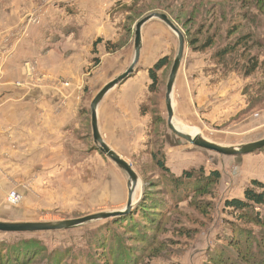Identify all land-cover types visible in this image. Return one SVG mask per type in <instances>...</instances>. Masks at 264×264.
I'll use <instances>...</instances> for the list:
<instances>
[{"label": "rangeland", "instance_id": "rangeland-1", "mask_svg": "<svg viewBox=\"0 0 264 264\" xmlns=\"http://www.w3.org/2000/svg\"><path fill=\"white\" fill-rule=\"evenodd\" d=\"M209 1L0 0V223L54 224L127 208L128 174L95 143L91 106L106 85L131 67L137 24L154 13L170 15L185 38L173 92L176 128L230 148L264 139V92L258 93L264 86L263 71L244 75L242 49L223 71L212 60V50L197 52L187 42L188 35L205 37L200 28L213 29L217 12L226 16L220 45L228 42V28L241 23L232 0ZM251 1L264 11V0ZM136 2L137 8L128 12ZM248 8L259 12L255 4ZM231 16L235 22H228ZM245 30L244 21L240 33ZM249 48L247 57L257 51ZM178 51L176 33L161 20L149 21L142 29L134 73L98 107L104 141L138 176L130 214L145 199L159 202L164 214L151 213L150 220H158L160 229H149L151 221L143 225L140 220H120L126 226L117 228L118 218H111L71 230L0 233V254L8 259L12 252L28 251L27 264H105L104 258L111 264H210L216 249L230 250L224 238L232 235V226L240 227L243 240L251 237L255 247L257 235H264L262 227L240 222L225 204L242 199L252 181L264 182V148L223 156L187 143L169 128L166 93ZM165 57L169 65L160 71L159 93L152 96L149 69ZM184 79L192 84L185 99L177 86ZM75 91L80 93L79 106L69 98L77 96ZM155 118L163 121L156 132ZM41 119L43 129L51 131L48 139L41 136L34 142L19 133L21 125L33 126L32 135L43 132L35 128ZM158 150L176 177L202 170L207 176L220 173L218 182L205 196L188 190L185 181V188L175 187L153 159ZM184 189L192 193L183 199Z\"/></svg>", "mask_w": 264, "mask_h": 264}, {"label": "trees", "instance_id": "trees-1", "mask_svg": "<svg viewBox=\"0 0 264 264\" xmlns=\"http://www.w3.org/2000/svg\"><path fill=\"white\" fill-rule=\"evenodd\" d=\"M155 0H142L143 3H151ZM167 1V0H165ZM209 0H187L188 3H192L194 5H199L206 3ZM210 2V1H209ZM232 4L239 8H237L240 12H238L239 18H241V23L246 22V30L240 33L241 23H239L235 27H229L226 34L227 43L225 45L219 44L220 34H222V30L224 28V23L226 22V16L222 13L217 12L213 16V29L211 27H201V31L199 34L204 32L205 37H201L198 39L197 37L190 36L187 37V42L189 46L193 47L197 52H207L209 50L213 51L212 60L215 61L216 67H220L223 71L227 72L228 69V59L234 55H236L240 49L244 53V59L246 60V67L243 69L244 75L248 78L249 76L254 75L258 70H262L264 74V59L262 60V56L264 57V11H260L261 7L255 2L249 3L248 0H232ZM141 4V3H140ZM211 4H217L216 2H211ZM224 4V3H222ZM255 4L259 10L257 14H253L247 9L249 5ZM139 3H134L133 6H128L127 11L132 12L137 8ZM220 7L221 2L218 3ZM215 6V5H214ZM252 11V10H251ZM168 18L171 16L164 12ZM235 16V15H234ZM201 18L200 16H198ZM228 22H235L234 17L231 16ZM101 41H97L95 46ZM249 46H255L256 50L254 54H251L247 57V51L251 48ZM112 49V47H111ZM114 51V50H113ZM247 57V58H246ZM169 65V58L165 57L158 60L153 67L149 69V78L151 84L149 86L150 95L156 96L159 93V87L161 84V78L159 73L162 69ZM264 86H261L258 93L263 94ZM257 93V94H258ZM153 113V112H152ZM156 122L153 126V131H159L158 125H160L163 121L158 118H155ZM101 152V151H100ZM160 150L153 153V159L156 161V165L162 171V173L166 176L169 181V178L172 180L173 185L177 188H185L183 181H185L186 186L189 189H194L196 194L201 193L200 195H206V190L210 187L213 182H218L220 173L213 172L207 176L202 170L198 172H184L182 176L176 177L170 170V168L166 165L164 160L162 159ZM182 191L183 199L187 198L190 195V191L184 189ZM192 193V192H191ZM146 202V204H145ZM162 205L159 202L153 201L150 203V199H145L144 205L141 209L137 210L135 213H129L124 218L118 217V225L117 228L121 227L122 224H126L125 222H121L120 220H126L130 223H136L140 220L143 225L148 221H151V225H149V229L153 227L157 231L158 220H150L153 219V215L151 213L159 214L160 216L164 214L163 208L158 207ZM226 210L233 211L236 215V218L244 223L251 224L254 226H260L261 229L264 230V215H262V209H264V182L259 180H254L251 182L250 186L245 190L244 196L242 199L235 198L232 200L226 201ZM148 208V211H147ZM149 209H153L155 212H149ZM159 209V211H156ZM197 209L201 211L203 209V205L199 204ZM203 211V210H202ZM126 226V225H125ZM158 228V229H157ZM232 235L230 237L224 238V242L226 243L228 249L224 251L222 249H216L214 254L210 257L213 259V262L210 264H264V235H257L260 241L256 242L255 247H253V240L251 237H246V240H243L240 236L239 230L240 227L232 226ZM186 231V230H185ZM1 233V232H0ZM5 234V233H4ZM8 234V233H7ZM186 234V233H184ZM163 247V245H162ZM163 249L158 250L160 254H163ZM30 253L28 251H23L20 253L12 252L11 258L7 259V256L4 253L0 254V264H27L29 260ZM103 262L105 264H111L109 259L104 258Z\"/></svg>", "mask_w": 264, "mask_h": 264}, {"label": "water", "instance_id": "water-1", "mask_svg": "<svg viewBox=\"0 0 264 264\" xmlns=\"http://www.w3.org/2000/svg\"><path fill=\"white\" fill-rule=\"evenodd\" d=\"M158 19L164 22L168 27L176 33V35L179 38V51L175 58L169 82L167 85V93H166V106H167V112H168V125L169 128L181 139L186 141L187 143L207 150L211 152L218 153L223 156H242L250 153H254L256 151H259L264 148V139L248 143L245 145H242L238 148H230L221 146L215 143H212L210 141H207L199 136L192 137L191 135L184 133L182 131H179L176 126L174 125V104H173V92H174V86L176 82V78L178 75V72L180 70L184 52H185V38L183 34L180 32V30L175 26V24L168 18L165 14H158L154 13L152 15H149L145 19L141 20L136 27L135 31V59L131 67L121 76L113 80L111 83L106 85L96 96L94 101L92 102V129H93V137L96 144L99 145L100 151L102 154L106 155L108 158H110L118 167H120L122 170H124L129 177V187H130V193H129V200L127 208L123 211H116V212H107V213H98L94 215H90L84 218L75 219V220H68L63 222H58L54 224H42V223H24V224H5L0 223V232L1 233H35V232H47V231H61V230H71L75 229L77 227L86 225L88 223L94 222V221H101L111 218H118L125 215H128L133 207V195L134 190L138 183V176L133 170L132 166L124 160L121 156H119L113 149H111L108 144L104 141L99 127H98V107L102 100L106 97V95L112 91L114 88H116L118 85L122 84L124 81H126L135 71V68L137 64L140 61L141 57V49H142V29L144 25H146L149 21Z\"/></svg>", "mask_w": 264, "mask_h": 264}, {"label": "crops", "instance_id": "crops-1", "mask_svg": "<svg viewBox=\"0 0 264 264\" xmlns=\"http://www.w3.org/2000/svg\"><path fill=\"white\" fill-rule=\"evenodd\" d=\"M97 51L98 50H96L95 51V53H97ZM99 52V51H98ZM95 56H98V55H96L95 54ZM74 57H76V58H78L79 56L77 55V54H75L74 55ZM84 60L85 61H88V58H87V56H86V54H85V58H84ZM179 78V77H178ZM178 82V80L176 81V83ZM180 82V84L179 85H177V86H179L180 88H178V90H179V95L183 98V99H185V98H187V92H188V89H190V88H192V84H191V80H189V79H184V80H180L179 81ZM176 85V84H175ZM175 88H176V86H175ZM76 92V91H75ZM76 94H77V96L75 97V96H72V95H74V94H69V98H72L71 100H72V102L75 104V105H78L79 106V104H78V102H80V93L77 91L76 92ZM198 100V105L200 106V104H199V98H197ZM37 116H40V113L38 112L37 113ZM24 117V116H23ZM62 120H64V122H66V116H65V118H64V116H63V119ZM36 123H39V122H36ZM42 123H43V119H41V125H36V127L35 128H42L43 129V127H42ZM20 125H21V123H20ZM23 128H24V130H20V134H25V135H27L28 137H30V139H28V140H30V141H34V142H37V139L38 138H40L41 136H44L46 139H48V137H49V135H50V133H51V131L49 130V131H46V130H44L43 132H41V131H38V132H34V134H38V136L35 138V136L36 135H32V131H29L30 129H32V128H34L33 126H31V125H29L28 127H27V125H21ZM50 128V127H49ZM38 130H41V129H38Z\"/></svg>", "mask_w": 264, "mask_h": 264}, {"label": "built area", "instance_id": "built-area-1", "mask_svg": "<svg viewBox=\"0 0 264 264\" xmlns=\"http://www.w3.org/2000/svg\"><path fill=\"white\" fill-rule=\"evenodd\" d=\"M18 197V196H17ZM16 195L14 194L13 195V202L14 203H18L19 202V199H17Z\"/></svg>", "mask_w": 264, "mask_h": 264}, {"label": "bare ground", "instance_id": "bare-ground-1", "mask_svg": "<svg viewBox=\"0 0 264 264\" xmlns=\"http://www.w3.org/2000/svg\"><path fill=\"white\" fill-rule=\"evenodd\" d=\"M195 136H199V134L198 135H195ZM195 136H192V137H195Z\"/></svg>", "mask_w": 264, "mask_h": 264}]
</instances>
